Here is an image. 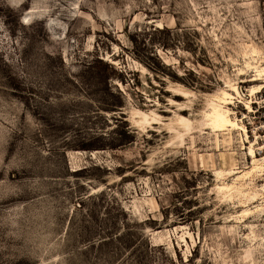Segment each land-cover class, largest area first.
I'll list each match as a JSON object with an SVG mask.
<instances>
[{
	"label": "rangeland",
	"instance_id": "374dc122",
	"mask_svg": "<svg viewBox=\"0 0 264 264\" xmlns=\"http://www.w3.org/2000/svg\"><path fill=\"white\" fill-rule=\"evenodd\" d=\"M247 65L264 0H0V264H264Z\"/></svg>",
	"mask_w": 264,
	"mask_h": 264
},
{
	"label": "bare ground",
	"instance_id": "6f19581e",
	"mask_svg": "<svg viewBox=\"0 0 264 264\" xmlns=\"http://www.w3.org/2000/svg\"><path fill=\"white\" fill-rule=\"evenodd\" d=\"M247 67L253 69L255 75L254 78L246 82L253 84L257 83V85H254L251 89L248 90V95H247L248 99L244 100L246 109L249 112L250 111L252 112V109L250 108L251 100H249V98H252L255 94L259 93L262 88H264V67L261 69L258 66L247 65ZM226 87L228 89L222 90L219 95L213 96L212 99L210 100L209 111L205 115L206 124L213 129L220 130V132H222L223 136L225 137V141L228 143L232 142L233 132H239L240 135L245 137V140H247L248 136L246 133V129L243 125V122L241 120H237L235 117H232L234 113L231 112L229 108L230 105L234 104L233 101L236 99H238V102L241 103L243 101V96L239 92L237 86L227 85ZM173 92H174L173 96L175 98L188 97V93L184 91L174 90ZM137 114L142 116L141 118L142 121L148 123L146 114L139 111L137 112ZM182 121L186 122L185 119H182ZM150 124H155V123L152 122ZM254 145L256 144L252 143L248 147V152H249L248 154L252 159L251 170L245 172L242 176H240L239 178L241 179H246L248 177H251L253 176V174L260 175L264 171V159L260 161L255 157Z\"/></svg>",
	"mask_w": 264,
	"mask_h": 264
},
{
	"label": "built area",
	"instance_id": "2783aa9c",
	"mask_svg": "<svg viewBox=\"0 0 264 264\" xmlns=\"http://www.w3.org/2000/svg\"><path fill=\"white\" fill-rule=\"evenodd\" d=\"M251 107L253 108L252 113L257 114L256 117L258 118V120L260 122H263L264 124V95H261L260 99L252 102ZM260 127L261 128H258V129H263V132H264V125Z\"/></svg>",
	"mask_w": 264,
	"mask_h": 264
}]
</instances>
